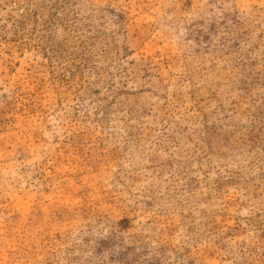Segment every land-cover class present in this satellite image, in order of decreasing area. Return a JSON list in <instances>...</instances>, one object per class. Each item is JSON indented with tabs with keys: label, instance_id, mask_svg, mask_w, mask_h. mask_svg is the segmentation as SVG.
I'll list each match as a JSON object with an SVG mask.
<instances>
[{
	"label": "rangeland",
	"instance_id": "obj_1",
	"mask_svg": "<svg viewBox=\"0 0 264 264\" xmlns=\"http://www.w3.org/2000/svg\"><path fill=\"white\" fill-rule=\"evenodd\" d=\"M0 264H264V0H0Z\"/></svg>",
	"mask_w": 264,
	"mask_h": 264
}]
</instances>
